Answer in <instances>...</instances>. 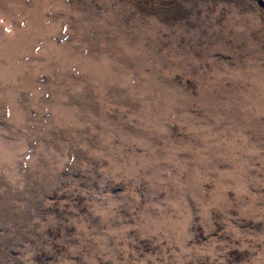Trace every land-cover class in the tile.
I'll return each instance as SVG.
<instances>
[{
  "label": "rangeland",
  "instance_id": "374dc122",
  "mask_svg": "<svg viewBox=\"0 0 264 264\" xmlns=\"http://www.w3.org/2000/svg\"><path fill=\"white\" fill-rule=\"evenodd\" d=\"M0 264H264V0H0Z\"/></svg>",
  "mask_w": 264,
  "mask_h": 264
}]
</instances>
